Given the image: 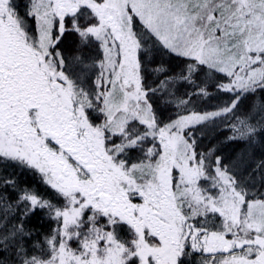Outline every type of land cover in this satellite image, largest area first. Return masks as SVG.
<instances>
[{
	"label": "snow or ice",
	"instance_id": "obj_1",
	"mask_svg": "<svg viewBox=\"0 0 264 264\" xmlns=\"http://www.w3.org/2000/svg\"><path fill=\"white\" fill-rule=\"evenodd\" d=\"M0 264H264V0H0Z\"/></svg>",
	"mask_w": 264,
	"mask_h": 264
},
{
	"label": "trees",
	"instance_id": "obj_2",
	"mask_svg": "<svg viewBox=\"0 0 264 264\" xmlns=\"http://www.w3.org/2000/svg\"><path fill=\"white\" fill-rule=\"evenodd\" d=\"M226 134L227 133H220L219 135L222 137V136H224ZM224 150H229L230 151V148L228 146H224ZM29 182L32 183V181H29ZM36 186H37L38 191L42 195H48L49 194L48 190H46L43 185L39 184L38 180L36 181ZM33 223H35V221H33ZM44 230H46V225H45V229Z\"/></svg>",
	"mask_w": 264,
	"mask_h": 264
}]
</instances>
